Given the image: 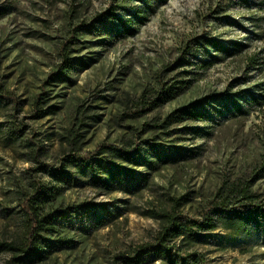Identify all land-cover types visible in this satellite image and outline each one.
<instances>
[{
  "label": "rangeland",
  "instance_id": "rangeland-1",
  "mask_svg": "<svg viewBox=\"0 0 264 264\" xmlns=\"http://www.w3.org/2000/svg\"><path fill=\"white\" fill-rule=\"evenodd\" d=\"M137 4L129 0H0V7L7 9L0 17V87L16 103L0 106V242L23 236L22 201L33 192V180L54 189L42 206L44 211L106 202L111 213L109 222L96 229H89L85 219L79 226L75 215L71 227L57 226L49 238L69 239L70 248H60L37 264H122L116 255L130 254L154 241L161 223L152 212L172 209L174 198H185L178 211L188 217L207 212L223 186H247L264 199V176L254 174L264 157L263 100L240 118L157 126L168 113L192 100L245 90L264 95L262 85L257 86L264 83V0H167L133 36H116L113 19L96 22L115 6L118 15L129 19L123 9ZM217 7L225 10L214 12ZM224 14L232 22L214 18ZM81 23L94 27L79 36L78 52L71 56L82 58L88 66L71 72L74 85H45L61 63L71 29ZM199 35L247 47L202 70L198 61L208 55L190 42ZM178 57L197 63L166 70ZM187 69L196 73H184ZM188 78L195 79L184 93L148 108L162 81L170 84ZM44 92L47 103L40 108L56 105L59 109L34 118L33 101ZM213 105L214 114L219 107ZM184 128L210 135L165 134ZM144 141L173 146L180 157L172 163L158 162L155 170L118 160L137 172L123 184L102 185L81 176L71 164L65 169L76 182L68 185L33 170L40 164L57 167L69 154L89 156L102 145L136 149L154 160L157 156ZM203 239L192 249L203 253L208 264H264V235L251 226L234 231L219 224ZM12 256L0 250V264H9Z\"/></svg>",
  "mask_w": 264,
  "mask_h": 264
},
{
  "label": "trees",
  "instance_id": "trees-1",
  "mask_svg": "<svg viewBox=\"0 0 264 264\" xmlns=\"http://www.w3.org/2000/svg\"><path fill=\"white\" fill-rule=\"evenodd\" d=\"M133 7L123 9L129 17L125 19L123 15L116 13L117 6L112 7L105 14L96 19L98 23H105V18L113 19L115 23V35L119 37L133 36L137 33L138 28L148 21L149 15L154 13L158 6L163 5L167 0H154L150 3L149 0H129ZM225 9L217 7L214 12H223ZM7 14V9L0 7V17ZM104 14V15H105ZM217 20L224 21V24H229L232 19L228 15H220L214 17ZM234 22V21H233ZM91 23H81L71 29L72 36L63 45L61 53V63L57 69L51 72L44 84L53 86L57 83L74 85L76 80L71 76V72L77 68H86L88 65L82 58H75L71 54L78 52L77 44L79 36L87 34L91 31ZM114 35V36H115ZM192 47H198L208 55L206 60L198 61L199 68L202 70L209 69L214 63L224 60V56H232L242 52L247 45L242 42H223L219 39L199 35L192 39ZM209 50L216 52L217 55L211 54ZM191 54V53H188ZM221 54V57L219 55ZM191 56L196 57L195 54ZM197 62H187L178 57L172 65L165 68L166 70L175 69L187 65H196ZM194 68H197L196 66ZM184 73L191 74L194 71L183 70ZM177 73H181L180 71ZM196 73V72H194ZM195 78L186 80H174L170 84L162 81L160 87L154 91V96L149 101V109H154L168 103L185 92L189 88V84ZM176 84V85H175ZM178 84V85H177ZM264 88V83L258 84ZM244 94V95H241ZM46 92L41 93L33 101L34 118H40L47 114H56L58 106L48 105L45 109L40 106L47 103ZM264 95L257 94L251 90H245L238 93H221L220 95H211L196 100H192L187 104L180 106L168 113L159 128H165L176 123L184 121H204L209 120L212 123L218 118H229L249 114V107L252 105H262ZM11 102L15 103L8 95L4 94L0 87V106L8 105ZM244 102L245 104H243ZM16 104V103H15ZM219 107V111L211 113L214 105ZM14 106V105H13ZM17 128L16 132H20ZM185 131L193 133L196 136L210 135L203 130L196 128H184L171 132ZM151 152L157 156L154 160L150 157H143L138 151L126 150L112 145H102L97 152L90 153L89 156H78L69 154L62 158V163L59 166L40 164L34 171L41 170L48 173L55 180L70 184L76 182L69 171L65 169L68 164L73 165L81 176H89L91 179L102 185L109 183L123 184L127 180H132L137 174L132 168L122 165V162H133L139 166H144L148 169L155 170L158 162L172 163L176 162L180 157L176 148L173 146L149 143ZM142 174V173H141ZM256 178L264 176V157L255 170ZM147 180L146 175H141ZM33 192L24 195L22 201V220L24 222L23 236L18 241L0 242V250L12 252L9 264H37L46 260L54 251L68 247L70 248V240L58 238L51 240L49 235H53L57 226L66 227L65 225L73 224L71 218L76 216L79 226L85 219L89 229H96L106 225L109 222L111 213L108 208V203L101 202H84L67 206L64 208L44 211L42 206L52 197L54 189H49L38 181L33 180ZM184 197L172 199V209L167 211L152 212V216L159 220L161 227L156 234L153 242L141 244L133 249L132 253H120L116 258L122 264H145L148 261H158L159 264H208V260L201 252L193 250L192 247L203 244V235L222 225L226 229L241 231L243 228L251 226L264 235V199H261L257 194L248 190L247 186H223L217 192V198L212 201V206L207 212H204L199 217H188L179 213L178 208L183 205ZM20 213V212H19Z\"/></svg>",
  "mask_w": 264,
  "mask_h": 264
}]
</instances>
